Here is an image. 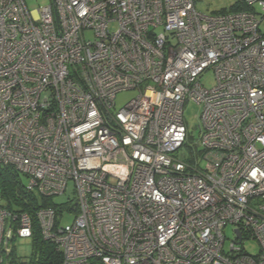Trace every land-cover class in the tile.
I'll return each instance as SVG.
<instances>
[{
    "label": "built area",
    "instance_id": "2783aa9c",
    "mask_svg": "<svg viewBox=\"0 0 264 264\" xmlns=\"http://www.w3.org/2000/svg\"><path fill=\"white\" fill-rule=\"evenodd\" d=\"M242 2L0 0V166L41 197L75 192L61 211L0 206V264L34 224L57 264H264V0ZM187 101L200 106L192 162Z\"/></svg>",
    "mask_w": 264,
    "mask_h": 264
},
{
    "label": "rangeland",
    "instance_id": "374dc122",
    "mask_svg": "<svg viewBox=\"0 0 264 264\" xmlns=\"http://www.w3.org/2000/svg\"><path fill=\"white\" fill-rule=\"evenodd\" d=\"M27 7L30 10H34L39 8L42 5L48 4L50 0H24ZM238 0H195V6L196 9L203 13H219L222 9L228 8L230 5L235 3ZM109 29L111 31L117 29V23H111L109 25ZM200 82L205 87H211L214 83L213 74L211 71L205 72L201 78ZM138 95L137 89H129V90H122L119 91L116 94L115 98V110H118L122 108L126 103H128L131 99L135 98ZM199 113H200V106L192 101H187L184 106V120L186 123V126L189 130V138H188V144H185V147L182 148V151H185V154H189V148L190 144H192L194 141L197 140L200 134V124H199ZM188 145V146H187ZM180 153V152H179ZM187 158V156H185ZM20 178L22 179L24 184H27V177L20 173ZM37 197H40L36 193ZM50 198V203L53 204H61L65 203L68 200L75 198V192H74V185L73 182L69 181L66 186V190L63 194L60 195H53ZM4 200L0 198V204H5ZM75 217V214L72 212L66 213L59 222L60 226H64L66 224H69L73 221ZM225 242H224V248L227 249L230 245L231 240H233V233L232 228L230 226H227L225 228ZM13 252V259L18 262H25L28 260L32 253V247L30 238H17L14 243L10 246ZM241 247L250 254H256L259 252V243L256 239L248 238L244 240V242L241 244Z\"/></svg>",
    "mask_w": 264,
    "mask_h": 264
},
{
    "label": "trees",
    "instance_id": "16d2710c",
    "mask_svg": "<svg viewBox=\"0 0 264 264\" xmlns=\"http://www.w3.org/2000/svg\"><path fill=\"white\" fill-rule=\"evenodd\" d=\"M242 0H238L228 8L222 9L220 12H235L241 10H248ZM188 130V138H189ZM188 146V145H187ZM189 154L186 160L192 162L197 156V152H193L192 147L188 146ZM0 198L6 202L4 205L0 204L10 212L26 211L33 213L40 207H55L58 211L66 207V203L53 204L50 203L49 197H37L34 192H28L25 184L20 178V174L10 167L0 166ZM32 253L27 261L18 262L11 261L9 264H57L61 261V255L55 250V247L48 241L42 239L38 227L34 224V232L30 238ZM92 264H101L98 260H92Z\"/></svg>",
    "mask_w": 264,
    "mask_h": 264
},
{
    "label": "water",
    "instance_id": "95a60500",
    "mask_svg": "<svg viewBox=\"0 0 264 264\" xmlns=\"http://www.w3.org/2000/svg\"><path fill=\"white\" fill-rule=\"evenodd\" d=\"M236 233H237L238 238H240L241 237L240 232L236 230Z\"/></svg>",
    "mask_w": 264,
    "mask_h": 264
}]
</instances>
